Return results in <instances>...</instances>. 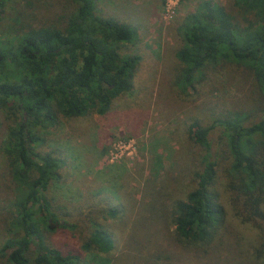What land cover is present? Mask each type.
<instances>
[{
    "label": "trees",
    "instance_id": "obj_1",
    "mask_svg": "<svg viewBox=\"0 0 264 264\" xmlns=\"http://www.w3.org/2000/svg\"><path fill=\"white\" fill-rule=\"evenodd\" d=\"M6 1L0 0V17ZM71 1L74 9L63 26L20 25L19 32L27 30L0 47V127L2 118L10 122L3 151L13 181L22 188L12 223L14 236L0 246L5 264H86L79 253L45 244L44 232L68 227L43 196L50 182L58 180L61 160L35 150L44 139L31 127L46 130L58 116L104 115L114 99L133 87L139 57H121L117 44L134 42L135 28L99 15L96 0ZM233 7L235 14L205 0L182 18L178 28L183 44L175 55L183 65V90L192 85L194 74L201 75L209 64L225 62L249 70L264 97V0H234ZM244 120L233 114L209 126L195 121L188 125V136L201 152L197 167L189 173L190 188L182 199L170 201L167 195H157L149 220L139 221L154 228L163 213L166 225L174 227L169 237L162 235L168 243L162 247L149 240L146 248L153 250L145 254L144 241H138L148 233L138 229L147 228L135 223L129 238H136L132 243L142 251L132 258L120 255L121 264H198L201 256L208 257L207 264H222L228 257L218 248L228 231L229 214L256 232L252 264H263L264 118L249 126L243 125ZM216 126L223 130L226 165H220L211 150L209 135ZM118 212L111 207L107 213L116 218ZM81 247L89 253H108L113 237L96 224Z\"/></svg>",
    "mask_w": 264,
    "mask_h": 264
},
{
    "label": "rangeland",
    "instance_id": "obj_2",
    "mask_svg": "<svg viewBox=\"0 0 264 264\" xmlns=\"http://www.w3.org/2000/svg\"><path fill=\"white\" fill-rule=\"evenodd\" d=\"M203 1L180 0L170 7L168 0H96L99 15L135 28L136 40L117 44V52L121 57L136 55L139 61L132 90L114 99L104 115L91 113L69 119L58 116L55 125L46 130L31 127L44 139L43 144L35 145V150L61 160L58 180L50 182L43 196L57 219L68 227L44 232L48 247L79 253L86 264H121L120 255L132 258L142 251L137 249V243H132L136 238H129L135 223L136 227L147 228L138 229L142 234L148 233L138 241H144L145 254L153 250L151 245L146 248L149 240L154 242L152 245L165 247L168 241L162 235L169 237L174 227L166 225L163 213L154 228L139 221L149 220L146 218L156 206L153 200L157 195H167L170 201L182 199L190 188L189 173L197 167L201 152L188 136V125L195 121L209 126L215 119L231 118L233 114L245 119V126L264 118V97L252 73L244 67L225 62L209 64L201 75L194 74L192 85L183 90V65L175 55L183 44V32L178 26ZM210 1L236 13L234 0ZM73 9L71 0H7L0 17V47L14 42L15 35L27 30L25 27L19 32L20 25L63 26ZM9 126L10 122L2 118L0 246L14 236L16 201L22 195L3 151ZM222 133V128L216 126L210 131L209 140L216 160L226 165ZM128 140L134 143L130 154L126 151L116 157L118 143ZM111 207L119 211L116 218L107 213ZM225 208L229 211L227 205ZM232 218L231 214L227 216L228 231L218 248L228 257L222 264H252L251 241L256 232ZM96 224L113 237L108 253H89L81 247ZM195 262L211 261L201 256ZM0 264H5L2 258Z\"/></svg>",
    "mask_w": 264,
    "mask_h": 264
},
{
    "label": "built area",
    "instance_id": "obj_3",
    "mask_svg": "<svg viewBox=\"0 0 264 264\" xmlns=\"http://www.w3.org/2000/svg\"><path fill=\"white\" fill-rule=\"evenodd\" d=\"M178 1H180V0H168L169 6L174 7V5H176L178 3ZM172 2H174V4H172ZM133 147H134V143L132 142V140H128L127 142L118 143V145L115 148L116 157H121V155L126 151L128 152V155H129L130 151L133 149ZM110 156H111V154H110Z\"/></svg>",
    "mask_w": 264,
    "mask_h": 264
}]
</instances>
